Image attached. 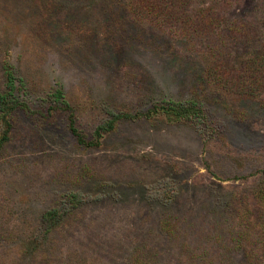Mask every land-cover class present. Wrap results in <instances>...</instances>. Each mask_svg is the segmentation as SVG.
I'll use <instances>...</instances> for the list:
<instances>
[{
  "label": "rangeland",
  "instance_id": "obj_1",
  "mask_svg": "<svg viewBox=\"0 0 264 264\" xmlns=\"http://www.w3.org/2000/svg\"><path fill=\"white\" fill-rule=\"evenodd\" d=\"M180 6L0 0V264H264V0ZM166 100L202 115H146ZM69 113L85 140L131 118L84 146ZM69 192L84 203L43 235Z\"/></svg>",
  "mask_w": 264,
  "mask_h": 264
},
{
  "label": "trees",
  "instance_id": "obj_2",
  "mask_svg": "<svg viewBox=\"0 0 264 264\" xmlns=\"http://www.w3.org/2000/svg\"><path fill=\"white\" fill-rule=\"evenodd\" d=\"M181 0H131V8L142 11L144 15L153 17H163L166 18V11L169 8L180 9ZM180 13V12H178ZM162 19V18H161ZM4 80L6 89L0 92V145L6 138L8 131L10 129L9 123V113L14 105V97L12 95V88L14 86V80L16 79L13 71L7 69L4 72ZM56 97H60L57 94ZM61 101L62 107L66 108V104L60 98L56 101ZM161 112L167 120H192L200 119L202 115V110L196 105L192 100H166L162 104L153 106L151 110L147 111V114ZM72 113L68 114V127L75 137L78 144L84 146H95L98 143V139L101 135L110 130L113 127L115 121L119 118H131L127 113H109V118L101 121L93 130L91 138L88 140L84 139V136L76 129L73 124ZM83 198L79 196L77 192H69L61 200L62 205L65 207H51L40 215V223L43 226V235L48 234L50 231L54 230L57 224L62 220V218L71 212L78 205L83 204ZM67 212V213H66ZM66 213V214H65Z\"/></svg>",
  "mask_w": 264,
  "mask_h": 264
}]
</instances>
